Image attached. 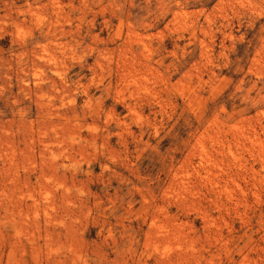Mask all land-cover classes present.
Segmentation results:
<instances>
[{"label": "rangeland", "instance_id": "374dc122", "mask_svg": "<svg viewBox=\"0 0 264 264\" xmlns=\"http://www.w3.org/2000/svg\"><path fill=\"white\" fill-rule=\"evenodd\" d=\"M0 264H264V0H0Z\"/></svg>", "mask_w": 264, "mask_h": 264}]
</instances>
